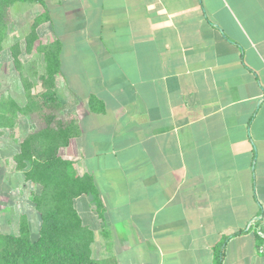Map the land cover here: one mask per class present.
<instances>
[{"label":"crops","instance_id":"1","mask_svg":"<svg viewBox=\"0 0 264 264\" xmlns=\"http://www.w3.org/2000/svg\"><path fill=\"white\" fill-rule=\"evenodd\" d=\"M30 4L32 22L47 16L38 42L61 44L55 93L77 127L58 156L92 178L101 203L74 201L92 259L214 264L222 252L221 264H264V0ZM23 85L21 102L0 101L22 108ZM25 121L18 113L12 127L17 147Z\"/></svg>","mask_w":264,"mask_h":264},{"label":"trees","instance_id":"2","mask_svg":"<svg viewBox=\"0 0 264 264\" xmlns=\"http://www.w3.org/2000/svg\"><path fill=\"white\" fill-rule=\"evenodd\" d=\"M35 0H0V52L7 30V11L15 3ZM47 20L46 13L36 17L24 39L26 53H30L39 41L36 29ZM36 51L45 62V72L40 76L43 92L38 97L43 105L49 103L63 109L55 93V78L60 70L59 41L48 44L38 42ZM12 57L19 67L18 44L12 47ZM29 87V86H27ZM35 96L27 95L24 107L11 100L0 101V128H12L18 113L29 116L40 111ZM89 107L102 112L103 105L95 97L89 100ZM46 125L28 134L19 144L14 155L15 167L23 177L37 188L32 195V204L40 217L36 238H32L25 216L19 219L17 235L0 233V264H114L111 260L95 261L91 255L92 231L84 226L74 207V201L83 195L94 196L99 207L100 199L90 176H77L69 161L58 156V150L68 145L76 136L77 127L71 122H53L54 115L45 116ZM264 231V227L262 228ZM230 237L221 242L222 247ZM222 252L215 257L214 264H221Z\"/></svg>","mask_w":264,"mask_h":264},{"label":"rangeland","instance_id":"3","mask_svg":"<svg viewBox=\"0 0 264 264\" xmlns=\"http://www.w3.org/2000/svg\"><path fill=\"white\" fill-rule=\"evenodd\" d=\"M35 10L30 3L24 2L10 7L7 11V30L2 42L4 52L0 55V97L7 94L21 102L20 89L22 83H24V88L29 86L25 89L26 96L30 94L38 97L43 92L40 76L45 72V62L40 53L26 54L24 42L26 33L30 31L32 15ZM41 42L44 43V40ZM15 44H18L19 49L23 52L22 57H20L19 68L12 59L11 52ZM37 45L38 42L34 44L33 48L35 49ZM20 80H23L21 84ZM24 80H26V85ZM36 102L41 106V110L35 111L29 116L24 115L25 122L28 124L27 130L31 129L29 134L43 128L47 123L45 116L48 115L56 117L54 123L62 121V119L67 122L60 108H55L50 103L43 105L40 97L37 98ZM4 132V134L0 132V233L17 235L19 219L26 213L24 216L27 218L30 233L34 239L37 237L40 227L39 214L34 211L32 204V195L37 192V188L24 182L21 179L22 176L15 174L13 157L19 149L17 147L18 136L14 133L13 128Z\"/></svg>","mask_w":264,"mask_h":264},{"label":"built area","instance_id":"4","mask_svg":"<svg viewBox=\"0 0 264 264\" xmlns=\"http://www.w3.org/2000/svg\"><path fill=\"white\" fill-rule=\"evenodd\" d=\"M261 219H258V220H252L248 226H247V231L249 230H253L254 227L256 226V223L260 222ZM263 227H259L255 230V234L256 236L259 238L260 242H259V245L257 247V253L259 255H263L264 256V231L262 229Z\"/></svg>","mask_w":264,"mask_h":264}]
</instances>
